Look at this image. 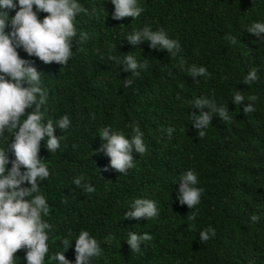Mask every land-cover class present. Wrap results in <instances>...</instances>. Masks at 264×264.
<instances>
[{
  "label": "trees",
  "instance_id": "trees-1",
  "mask_svg": "<svg viewBox=\"0 0 264 264\" xmlns=\"http://www.w3.org/2000/svg\"><path fill=\"white\" fill-rule=\"evenodd\" d=\"M14 3L15 9H6V33L19 10L18 0ZM77 3L86 11L74 19L77 35L66 65L45 64L17 49L40 72L47 97L43 123L55 124L65 115L70 120L67 129L55 128L60 147L49 152L45 137L39 152L50 172L38 182L49 206L42 219L51 225L44 264H58L51 257L64 251L75 264V239L85 230L101 247L89 264H264V40L248 31L254 22H264V0H137L141 15L121 20L112 18L111 0ZM47 15L37 12L41 21ZM146 26L163 29L179 42L180 51L173 56L147 41H127ZM126 55L146 62L147 68L132 76L124 71ZM192 66L205 67L210 76L193 78ZM252 70L258 78L246 85L243 80ZM125 79L133 83L126 87ZM236 91L245 96L240 105L233 103ZM253 95L255 102L247 99ZM203 97L225 106L231 119L214 113L201 138L192 113L199 114L193 103ZM248 103L255 110L245 114ZM104 127L128 139L137 127L143 133L147 151L133 150L134 167L126 174L112 169L110 157L96 151L104 142L99 137ZM168 128L174 129L171 136ZM13 138L14 131L6 130L0 149L6 150ZM7 155L10 169L15 157L11 150ZM188 170L203 189L192 209L178 199L179 178ZM81 176V185H75ZM86 185L95 191H86ZM136 199L154 201L158 215L125 218ZM208 228L215 235L201 242L200 232ZM130 232L152 239L132 253ZM66 239L71 243L67 251ZM26 251H17L13 264H27Z\"/></svg>",
  "mask_w": 264,
  "mask_h": 264
},
{
  "label": "clouds",
  "instance_id": "clouds-1",
  "mask_svg": "<svg viewBox=\"0 0 264 264\" xmlns=\"http://www.w3.org/2000/svg\"><path fill=\"white\" fill-rule=\"evenodd\" d=\"M114 5L112 18L121 20L126 17L137 18L143 9L138 6L137 0H111ZM19 10L11 18V31H5L8 27L9 16L6 9H15L14 0H0V136L5 131H14V138L8 148L0 149V264H13L15 253L21 249H27L25 259L27 264H44L45 256L49 252V236L46 229L51 225L42 219V214H49V206L42 194H39V181L49 177L50 172L39 156L41 141L47 137L46 147L49 152H55L60 147V139L54 134L55 128L67 129L70 120L67 115L58 121L48 120L43 123L41 107L46 103V92L41 87L40 72L31 61L20 58L18 48H23L29 56L38 57L45 64L55 62L66 65L72 56V40L77 35L74 26L76 15L83 9L77 0H18ZM34 6L36 11H34ZM42 11L48 15L41 21L37 12ZM249 32L264 40V22H254L248 29ZM87 34L81 36L86 40ZM127 41L132 45H138L142 41L149 42L153 49H166L175 56L180 51L178 41L170 39L163 30L153 31L145 27L127 36ZM232 44L237 43V38L228 37ZM115 60L116 57L110 56ZM183 63V61H181ZM124 71L131 72L132 76H138L140 69H146L147 63H139L132 55H126ZM191 76H210L203 66H192L189 69ZM258 78L257 70H252L244 78L243 83L250 85ZM133 83L131 79H125V86ZM255 102L257 97L247 98ZM245 101V96L236 91L233 103L240 105ZM32 111L26 119L21 121L26 110ZM193 108L200 109L199 114L192 113L193 125L199 130V137H204L212 122L213 114H218L224 121H229V111L225 106L217 107L214 99L207 97L197 98ZM207 109V110H206ZM253 103H248L243 108L245 114L253 112ZM173 128H168L169 136ZM135 135L131 139L124 134L114 132L110 127H104L100 132L101 143L97 152H104L110 157V167L121 174H126L134 167L133 150L143 154L147 151L143 141V133L137 127ZM14 154L11 160V168L8 151ZM23 167L24 171H21ZM107 170V169H105ZM83 177H77L73 183L81 185ZM179 202L190 209L200 203L203 189L196 187L198 177L192 170L186 171L180 178ZM27 182L30 187H22ZM86 191L93 192L95 188L86 185ZM30 198V199H29ZM132 211L125 213V218L140 219L154 218L158 215L157 205L150 199H136L130 207ZM195 220V215L189 216ZM252 221L258 217L253 215ZM215 235V229L208 228L200 232V241L207 242ZM152 236L148 233L138 235L130 232L127 243L132 253H138ZM66 251L71 243L63 241ZM64 252L55 253L51 259L58 264H71ZM101 247L98 241L91 237L88 231H81L75 239V264H89L90 259L100 255Z\"/></svg>",
  "mask_w": 264,
  "mask_h": 264
}]
</instances>
